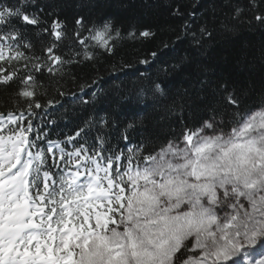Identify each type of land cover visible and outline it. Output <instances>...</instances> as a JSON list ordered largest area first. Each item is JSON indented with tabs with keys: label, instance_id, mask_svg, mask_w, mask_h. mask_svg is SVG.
<instances>
[{
	"label": "snow or ice",
	"instance_id": "snow-or-ice-1",
	"mask_svg": "<svg viewBox=\"0 0 264 264\" xmlns=\"http://www.w3.org/2000/svg\"><path fill=\"white\" fill-rule=\"evenodd\" d=\"M248 6L252 20L264 25V0H248ZM242 11L236 6L232 18ZM173 15L182 13L177 8ZM46 16L53 13L39 0H0V85L21 84L17 111L0 112V264H264V102L249 105L248 93L236 84L209 86L204 79L196 125L181 115L180 136L152 150L144 141L130 142L127 131L135 121L120 133L124 147H113L104 130L116 122L103 115L64 140H51L34 125L35 110L59 101L41 104L38 75L62 77L65 65L94 60L93 49L112 54L125 37L110 18L88 26L78 15L65 59L55 50L67 37L66 26L58 15L50 23ZM190 29L182 25L193 45L212 38L207 27L199 36ZM44 34L51 39L37 55L31 37L43 44ZM154 36L151 29L133 28L126 38ZM90 87L81 85V93ZM137 95L143 102L165 93L152 82ZM185 103L191 107L190 99ZM184 106L173 102L167 110L182 113ZM93 129L94 142L82 141Z\"/></svg>",
	"mask_w": 264,
	"mask_h": 264
},
{
	"label": "trees",
	"instance_id": "trees-1",
	"mask_svg": "<svg viewBox=\"0 0 264 264\" xmlns=\"http://www.w3.org/2000/svg\"><path fill=\"white\" fill-rule=\"evenodd\" d=\"M39 3L53 13V17H44L49 23L58 15L66 26L67 37L55 50L65 59L70 55L68 48L73 43L78 15L85 17L88 26L102 18H110L125 37L115 42L112 54L93 49L97 53L94 60L65 65L62 77H50L47 73L38 75L37 98L41 104L48 100L59 101L54 108L35 110L34 125L47 132L51 140H64L83 127L90 117L98 119L103 115L116 122L115 128L110 125L104 130L113 147H124L123 140L119 139L120 133L129 121H135L136 127L127 131L130 142L139 144L144 141L152 150L166 139L180 136L183 131L181 115L188 126L196 125L203 115L197 107L199 101L196 97L199 83L204 79L209 86L224 80L236 84L248 93L249 105L264 102V25L252 20L253 11L248 0H39ZM236 6L243 11L238 19H233ZM177 8L182 15H173ZM185 22L197 36L200 27H207L212 38L205 37L202 45H193L191 36L182 32ZM223 24L232 31H224ZM133 28L137 31L151 29L155 36L146 40H129L127 32ZM177 36L181 39L177 40ZM31 39L36 54L43 55L42 49L51 38L44 34L43 44L35 36ZM164 43L169 47L164 48ZM75 49L80 50L78 43ZM152 52H157L155 59L151 57ZM142 59H149L151 63L140 64ZM173 65L179 67L173 68ZM20 66L22 64L13 62V67ZM4 67L11 70L7 64ZM25 74L20 73L21 76ZM152 82L159 83L165 95L156 101L145 97L141 102L137 93ZM81 85H91L85 89L86 94L81 93ZM20 87L19 79L9 86L0 85V112L17 111L14 101L19 100L15 93ZM58 91L66 95L61 97ZM94 92L97 93L95 98L92 96ZM81 97L90 103L83 104ZM189 99L191 107L185 103ZM173 102L178 106L185 105L182 113L179 107L175 113L167 110ZM24 106L20 104L21 109ZM49 120L54 123L49 124ZM96 134L93 129L81 140L92 143Z\"/></svg>",
	"mask_w": 264,
	"mask_h": 264
}]
</instances>
